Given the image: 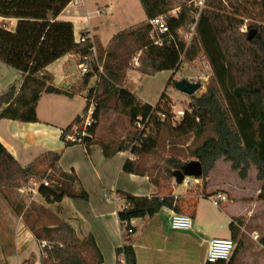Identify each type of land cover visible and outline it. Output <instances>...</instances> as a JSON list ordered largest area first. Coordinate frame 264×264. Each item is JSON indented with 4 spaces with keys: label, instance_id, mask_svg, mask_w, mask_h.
<instances>
[{
    "label": "trees",
    "instance_id": "16d2710c",
    "mask_svg": "<svg viewBox=\"0 0 264 264\" xmlns=\"http://www.w3.org/2000/svg\"><path fill=\"white\" fill-rule=\"evenodd\" d=\"M73 1L0 0V17L17 22L14 32L0 27V63L24 77L19 90L11 85L6 93L0 95V120L37 123V106L43 94L72 96L55 86L54 76L47 68L67 55L92 56V48L95 47L98 59L105 57L103 73H99L94 65L93 71L82 77L76 94L88 90L87 106L83 116H78L63 131L62 140L66 147L77 145L66 140L68 136L76 135L81 140L80 145L88 151L92 146L100 147L107 159L130 152L134 159L125 162L123 171L148 176L151 183L160 188L158 181L142 168V158L157 149L163 133L173 141L193 137L189 154L203 167L200 178L203 181L202 195L216 163L224 159L243 181L248 179L252 167L257 170V179L263 182L258 199L264 201V30L249 25V33L241 34L244 22L233 16L249 18L251 15L240 10L229 15L227 13L230 11L222 0H206L207 8L201 12L194 38L187 48L181 32L196 23L200 10L194 5L195 0H183L184 5L178 14L167 17L169 32L161 35L164 44L159 47L150 37L151 21L172 12V2L140 0L147 20L122 31L104 48L93 39L76 45L73 24L58 20ZM257 1L264 6V0ZM250 35H253L251 40L248 39ZM173 44L181 53H185L188 62L203 52L212 70L206 93L191 97L189 109L177 126L174 125L175 116L169 105L161 107L166 94L156 107H152L141 102L125 86L128 71L135 69L131 62L137 54H140V58L136 70L144 76H151L159 70ZM95 77L99 78V82L89 89V83ZM92 102L95 105L93 123L84 129V116ZM111 113L119 119H127L134 129L124 140L118 138L116 132L100 137L97 135L99 125L108 124ZM159 113L166 116L163 122ZM139 120L144 123L149 120L143 131L136 126ZM115 123L109 125V131L117 128ZM61 157L62 152H48L23 167L0 142V193L20 189L33 176H40L50 183L48 187H39V194L49 203H58L65 198L88 201L89 195L78 177L74 173L65 174L61 169ZM42 161L48 162L44 172L36 168ZM167 162L163 178L170 183L173 172L190 161L182 164L173 159ZM118 195L125 205L118 212L124 245L116 250L117 264H136L131 245L132 234H128L130 229L134 232L131 221L154 217L163 209L180 214V198L173 195L140 197L125 192ZM213 196L204 195L206 198ZM30 232L38 242L47 243L42 250L41 264L102 263L93 237L80 239L67 222L41 230L32 227Z\"/></svg>",
    "mask_w": 264,
    "mask_h": 264
},
{
    "label": "crops",
    "instance_id": "0c3cea01",
    "mask_svg": "<svg viewBox=\"0 0 264 264\" xmlns=\"http://www.w3.org/2000/svg\"><path fill=\"white\" fill-rule=\"evenodd\" d=\"M129 1L127 0L124 6H127ZM102 2V0H74L60 14L58 20L71 22L75 35L89 36L94 42L106 48L109 42L122 31L110 37L107 43L102 41L101 33L94 27L93 21L99 19L102 23L101 15L112 11V4L104 8L100 7ZM94 5L98 6V9H94ZM8 26L12 28L17 26L16 20L0 17V27L8 29ZM55 65H58V69L63 72H55L53 69ZM6 67L0 63V95L6 93L11 85H15L19 90L23 83L24 77L20 72H10ZM74 67L78 71V56L71 54L47 68L54 76L55 86L72 96L43 94L37 106L39 120L37 123L0 120V142L23 167L30 165L48 152H62L61 169L65 174L74 173L78 177L89 195V200L65 198L58 203H49L47 209L55 220L69 223L80 239L93 237L103 259L101 264H117L116 250L124 245L118 212L125 205L118 193L125 192L140 197L153 195L164 197L170 194L179 196L174 194L176 186L171 187L169 194H163L159 187L151 183L148 176L125 173L123 171L125 162L133 160L129 152L107 159L98 146H92L89 151L80 144L65 146L62 140L63 131L78 116H83L87 106L88 90L76 94L80 89L82 77L79 72L74 71ZM92 87L90 82L88 88ZM219 162L225 161L221 159L216 163L207 179L205 194H187L182 197L183 199L195 198L193 212L189 213L193 220L192 230H173L170 225L173 211L168 209H163L151 218L131 221L130 225L134 230L131 245L135 252L136 264H206V259L201 262L195 260L191 246L197 242L198 246L205 248V255H207L208 244L215 238H227L234 241L236 248L230 264H264V215H262L264 208H262L263 211L261 209L264 207V201L257 199L259 194L249 200L235 196L228 187L212 189L211 175ZM225 163L231 168L230 163ZM242 182L244 186L239 191L246 190L248 180H242ZM105 194H117L120 201L115 203L108 200ZM214 194H224L229 199L226 205L220 207V214L228 220L230 230L216 234L219 236L215 238H204L201 243H198V237L203 236L200 223L209 225L215 217L200 213V201L204 195ZM242 202L244 208L239 210L237 206ZM0 264H41L33 234L25 226L23 218L20 221L7 210L1 198Z\"/></svg>",
    "mask_w": 264,
    "mask_h": 264
},
{
    "label": "rangeland",
    "instance_id": "374dc122",
    "mask_svg": "<svg viewBox=\"0 0 264 264\" xmlns=\"http://www.w3.org/2000/svg\"><path fill=\"white\" fill-rule=\"evenodd\" d=\"M102 1L103 2L102 4H100V7L106 8L108 4H112V11H107L103 13V15H101V18L103 19L102 23H100L99 19H94L93 25L98 31H100L101 39L104 43H107L110 37H112L113 35H116L121 31L130 29L131 27L141 24L146 20V14L142 6L140 5L139 0H128L129 3L127 4V6H124L127 0ZM170 1L172 2L174 10H180L184 5L183 0ZM222 1L230 11L227 13L229 15L235 14L237 10L251 15V17L249 18H241L237 15H233L236 18L243 20L244 22V25L240 29L241 34L249 33V25L258 27L260 31L264 30V6L257 0ZM93 8L98 9V6L96 7L94 5ZM206 8L207 7L205 0V5L204 8H202V11ZM193 26H190L188 29L182 31L181 35L190 38L193 33ZM8 27L9 28L7 30L9 31L14 32L16 30V26L13 28L12 26ZM186 47L188 48L189 46L186 45ZM139 56L140 54H137L131 62L133 68L135 69L129 70L127 73L128 80L125 85L126 88L134 93L141 102L147 103L152 107H156V105L160 101V98L164 94H166V99L163 100L161 107H164L166 104L169 105V108H171L175 116L174 125L177 126L181 122V118L184 113L189 109L192 98L177 91L175 88V82L206 76L207 81L205 83H202V89L198 93L199 97L202 96L204 93H206L211 80L212 70L209 62L206 60L203 52H200L199 56L196 59L188 62L186 60L185 53H181L178 47L173 44L172 49L168 53L166 59L164 60L156 74L151 76H144L136 70V68H138L139 66ZM104 60L105 57L102 60L98 59L99 65L102 68ZM6 68H8L10 72H17L11 67L7 66ZM53 69L55 72H63L62 70L58 69V65H55ZM74 71L79 72L77 71L76 67H74ZM98 72L102 73L103 70L102 72H100V68H98ZM98 82L99 78L95 77V79L91 81V85L95 87ZM91 105H93L94 113V102H92ZM109 120L110 121L108 122V124L99 125V128L97 130V135L99 137L104 134L112 135L113 132H116V136L121 140H124L129 134L134 131V129L129 125L127 119H119L114 113L110 114ZM114 122H116L115 124L117 125V128L109 131V125ZM141 126H143V124ZM140 130L142 129L140 128ZM193 141V137L189 139L173 141L166 133H163L159 138L157 149L153 151L152 154L144 156L141 160L142 168L147 171L151 178L158 181L160 190L163 194H169L171 187L176 186L174 189V194L179 196V198L181 197L179 199V202L181 204L182 214L186 215H189V213L193 212L195 198L183 199L182 197L187 194L194 195L196 193L202 195L201 191L203 189V181L201 179L196 180L194 178H190V185L185 186L184 184H176L174 178L170 183H167L163 177L164 172L168 167V160L174 159L181 162L182 164L189 161H195L192 160L189 154V150L193 144ZM225 162H219L216 170L211 175L212 189L228 187L235 194V196L242 199L246 198L249 200H252L255 195L260 194L263 182L257 179L258 173L254 167H252L249 171L246 190L239 191L244 186L242 185L244 182H242L238 174H236V172H234ZM36 168L38 171L44 172L48 168V162L42 161L36 166ZM50 172L51 171H49V173ZM44 180H46V178L33 176L32 178H30L28 184L24 185L22 188L13 191L5 190L4 192L0 193V198L6 204L7 210L14 214V216H16L18 219H20V221L23 218V222L29 230L32 227H34L36 230H41L43 227L51 228V226H57L62 223L59 220H55V217H53L52 213L47 209V205L49 204V202L39 194L37 190L38 187L34 186V184H40ZM201 200L200 213H206L210 216L214 215L215 217L209 225L200 223V225H202L201 233L203 236H201L200 238L198 237V243H201L204 238H215L219 236L216 234L224 233L230 230L228 226V220L224 217V215L220 214V208L214 206L212 197H203ZM243 204V202L240 203L237 208L239 210H242L244 208ZM262 208L264 207H261V209ZM262 215H264V212ZM34 240L38 247V256H40L41 258L43 247L46 246L47 243H40L35 239V237ZM261 240L262 239H260V241ZM191 252L195 260L199 262L207 258V255H205V248H201L200 246H198L197 242L196 244L191 246Z\"/></svg>",
    "mask_w": 264,
    "mask_h": 264
},
{
    "label": "built area",
    "instance_id": "2783aa9c",
    "mask_svg": "<svg viewBox=\"0 0 264 264\" xmlns=\"http://www.w3.org/2000/svg\"><path fill=\"white\" fill-rule=\"evenodd\" d=\"M194 5L199 7L200 13L196 18V23L192 27L193 33L190 38H187L186 36H182L184 42L187 46L190 45L192 38L196 31V25L197 21L199 19V16L202 12V8H204L205 0H195ZM179 12V9H175L172 12H170L168 15L158 17L151 21L152 25V32H151V39L154 42L156 46L162 47L164 44V40L161 38V35L166 34L169 32V27L167 25V17L168 16H176ZM91 39L89 36L86 35H75V44L81 45L85 43L87 40ZM170 39H173V37L170 36ZM92 56H78V71L81 75V77L86 76L90 72L93 71L94 65H96L98 68H100V72H102L103 68L99 65L98 62V56L96 52V48H92ZM103 73V72H102ZM190 83L196 84L199 83L202 85V83H205L207 81L206 76H202L199 78H194L188 80ZM203 86V85H202ZM160 120L163 122L166 118L165 114L159 113L158 114ZM93 105H91L87 115L85 116V123H84V129H86L88 126H91L93 121ZM149 120H147L145 123L141 120L137 121L136 126L141 128L142 131L145 129L146 123H148ZM143 124V126H141ZM76 131V130H75ZM67 141L73 143V144H80L81 140L76 135H71L66 138ZM185 186L190 185V178H187L184 183ZM41 185H44L46 187L50 186V183L47 180L42 181L40 184H34L35 187H39ZM105 197L108 200H112L115 203L120 201V197L117 194L114 195H108L105 194ZM213 203L217 207H221L223 205H226L229 202V199L224 194H217L212 197ZM170 225L171 228L175 231H190L193 227V220L192 217L186 214L182 213H175L173 212L170 218ZM129 235L133 234L132 229L128 232ZM236 248V245L232 239L227 238H215L211 240L208 244V252H207V258H206V264H217L219 262L228 263L234 253V250Z\"/></svg>",
    "mask_w": 264,
    "mask_h": 264
},
{
    "label": "water",
    "instance_id": "95a60500",
    "mask_svg": "<svg viewBox=\"0 0 264 264\" xmlns=\"http://www.w3.org/2000/svg\"><path fill=\"white\" fill-rule=\"evenodd\" d=\"M253 35L249 36L251 40ZM175 88L177 91L186 94L189 97H199V91L202 89V85L199 83L193 84L188 80H181L175 82ZM203 176V167L199 161H191L186 164L182 169L175 170L173 172V178L175 179L176 184H183L187 178L200 179Z\"/></svg>",
    "mask_w": 264,
    "mask_h": 264
}]
</instances>
